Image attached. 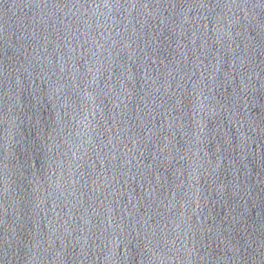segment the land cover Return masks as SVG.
<instances>
[{
    "label": "water",
    "instance_id": "water-1",
    "mask_svg": "<svg viewBox=\"0 0 264 264\" xmlns=\"http://www.w3.org/2000/svg\"><path fill=\"white\" fill-rule=\"evenodd\" d=\"M0 264H264V0H0Z\"/></svg>",
    "mask_w": 264,
    "mask_h": 264
}]
</instances>
